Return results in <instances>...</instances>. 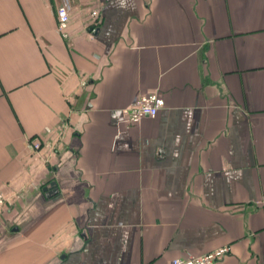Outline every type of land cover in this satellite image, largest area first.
I'll return each instance as SVG.
<instances>
[{
	"label": "crops",
	"instance_id": "0c3cea01",
	"mask_svg": "<svg viewBox=\"0 0 264 264\" xmlns=\"http://www.w3.org/2000/svg\"><path fill=\"white\" fill-rule=\"evenodd\" d=\"M60 1L0 0V264H264V0Z\"/></svg>",
	"mask_w": 264,
	"mask_h": 264
},
{
	"label": "built area",
	"instance_id": "2783aa9c",
	"mask_svg": "<svg viewBox=\"0 0 264 264\" xmlns=\"http://www.w3.org/2000/svg\"><path fill=\"white\" fill-rule=\"evenodd\" d=\"M73 10L74 7L70 0H61L56 7V32L63 39L69 38L68 28L71 23ZM79 15L80 21L82 22L84 20L86 25L91 27L87 35L92 37V32H94L100 21L98 10L86 8ZM163 107V99L157 93H149L122 109V115L126 123L137 124L146 117L154 118ZM41 146L42 142L40 137L36 136L30 139L29 148L31 153L37 154ZM7 201L8 199L0 193V207H3ZM261 205L264 206V199L261 200ZM228 253V248L222 247L199 256L188 255L184 258H176L170 261L169 264H215L221 261Z\"/></svg>",
	"mask_w": 264,
	"mask_h": 264
},
{
	"label": "water",
	"instance_id": "95a60500",
	"mask_svg": "<svg viewBox=\"0 0 264 264\" xmlns=\"http://www.w3.org/2000/svg\"><path fill=\"white\" fill-rule=\"evenodd\" d=\"M54 186H55V185L52 184L49 188H45L44 191L50 193V192L52 191V189H54ZM49 193H48V194H49ZM50 194H51V193H50Z\"/></svg>",
	"mask_w": 264,
	"mask_h": 264
}]
</instances>
